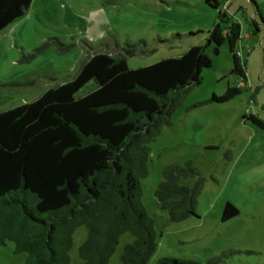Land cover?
<instances>
[{"label":"trees","instance_id":"16d2710c","mask_svg":"<svg viewBox=\"0 0 264 264\" xmlns=\"http://www.w3.org/2000/svg\"><path fill=\"white\" fill-rule=\"evenodd\" d=\"M31 3L0 0V32L26 16ZM204 4L218 8L219 0ZM239 31L236 22L225 30L216 24L207 31L204 46L194 45L178 57L137 68H129L127 58L145 52V40L119 46L111 34V43L85 42L69 79L58 83L64 77L45 75L56 85L32 101L1 109L0 245L13 241L16 253L27 254L24 264H68L73 232L83 226L86 238L78 248V264H109L120 236L130 232L135 239L124 245L120 263L147 264L156 248L153 219L141 202L148 144L171 124L189 89L202 81V71L211 66L207 48L217 50L227 43L231 73L245 78V63L233 51ZM50 45L60 53L70 49L58 36H50L24 59ZM100 46L108 53L98 51ZM90 82L95 89L76 98ZM239 92L238 87H228L224 95L210 100L227 101ZM196 174L191 162L162 169L155 195L169 220L197 216L203 179L179 183ZM237 214L226 202L220 218L225 221ZM237 252L224 249L205 263L163 256L158 264H224Z\"/></svg>","mask_w":264,"mask_h":264},{"label":"rangeland","instance_id":"374dc122","mask_svg":"<svg viewBox=\"0 0 264 264\" xmlns=\"http://www.w3.org/2000/svg\"><path fill=\"white\" fill-rule=\"evenodd\" d=\"M257 6L261 20L257 16ZM240 27L233 51L245 63V78L231 73L232 54L227 43L206 49L211 66L202 71V81L192 86L182 103L148 144V174L141 178V202L153 219L156 248L147 264L163 256L188 258L205 263L224 249L238 252L224 264H264V0H219L218 8L204 0H33L29 12L0 32V110L39 97L56 82L46 77L69 79L82 58L85 42L100 45L145 40V52L127 58L129 68L178 57L189 47L204 46L207 31L219 24ZM58 36L70 47L60 53L47 46L35 57L26 55L48 37ZM98 51L107 52L100 46ZM108 53V52H107ZM83 86L75 97L93 89ZM228 87L239 93L227 101H211ZM256 120V122L253 121ZM191 162L197 174L183 178L182 185L203 179L197 216L171 221L160 208L155 189L169 164ZM229 202L238 214L221 220ZM86 238L83 226L73 232L69 263L78 264V248ZM130 232L122 234L109 264H121L120 255ZM14 242L0 245V264H24L25 252L16 253Z\"/></svg>","mask_w":264,"mask_h":264},{"label":"crops","instance_id":"0c3cea01","mask_svg":"<svg viewBox=\"0 0 264 264\" xmlns=\"http://www.w3.org/2000/svg\"><path fill=\"white\" fill-rule=\"evenodd\" d=\"M33 1V0H32Z\"/></svg>","mask_w":264,"mask_h":264}]
</instances>
